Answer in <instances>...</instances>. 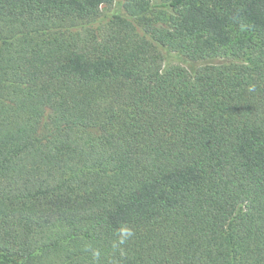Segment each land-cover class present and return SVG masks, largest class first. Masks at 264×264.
<instances>
[{
  "label": "trees",
  "instance_id": "obj_1",
  "mask_svg": "<svg viewBox=\"0 0 264 264\" xmlns=\"http://www.w3.org/2000/svg\"><path fill=\"white\" fill-rule=\"evenodd\" d=\"M0 264H264V0H0Z\"/></svg>",
  "mask_w": 264,
  "mask_h": 264
},
{
  "label": "clouds",
  "instance_id": "obj_2",
  "mask_svg": "<svg viewBox=\"0 0 264 264\" xmlns=\"http://www.w3.org/2000/svg\"><path fill=\"white\" fill-rule=\"evenodd\" d=\"M133 236H134V231L132 230V228H130L127 225H121L117 231V239L113 246L114 247L122 246L126 244L128 240L132 238ZM91 253H92L93 260L98 261L101 255L100 251L92 249Z\"/></svg>",
  "mask_w": 264,
  "mask_h": 264
},
{
  "label": "rangeland",
  "instance_id": "obj_3",
  "mask_svg": "<svg viewBox=\"0 0 264 264\" xmlns=\"http://www.w3.org/2000/svg\"><path fill=\"white\" fill-rule=\"evenodd\" d=\"M116 7V6H115Z\"/></svg>",
  "mask_w": 264,
  "mask_h": 264
}]
</instances>
